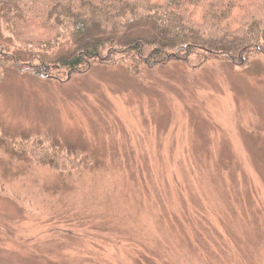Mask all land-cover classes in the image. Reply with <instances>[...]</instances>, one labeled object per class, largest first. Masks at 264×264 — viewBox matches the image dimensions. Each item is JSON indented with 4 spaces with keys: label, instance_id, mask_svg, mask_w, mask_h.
<instances>
[{
    "label": "rangeland",
    "instance_id": "374dc122",
    "mask_svg": "<svg viewBox=\"0 0 264 264\" xmlns=\"http://www.w3.org/2000/svg\"><path fill=\"white\" fill-rule=\"evenodd\" d=\"M0 183V264H264V58L66 82L0 64Z\"/></svg>",
    "mask_w": 264,
    "mask_h": 264
},
{
    "label": "trees",
    "instance_id": "16d2710c",
    "mask_svg": "<svg viewBox=\"0 0 264 264\" xmlns=\"http://www.w3.org/2000/svg\"><path fill=\"white\" fill-rule=\"evenodd\" d=\"M0 29L23 55L0 45V64L59 82L96 65L133 75L171 62L194 71L216 60L245 67L264 58V0H0ZM62 42L69 52L41 56ZM36 145L21 149L55 169L78 164L57 158L48 143ZM15 199L30 212L25 198Z\"/></svg>",
    "mask_w": 264,
    "mask_h": 264
}]
</instances>
